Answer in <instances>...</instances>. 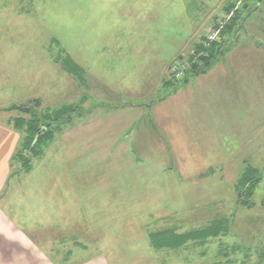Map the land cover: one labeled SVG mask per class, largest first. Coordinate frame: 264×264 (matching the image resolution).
<instances>
[{"label": "rangeland", "instance_id": "1", "mask_svg": "<svg viewBox=\"0 0 264 264\" xmlns=\"http://www.w3.org/2000/svg\"><path fill=\"white\" fill-rule=\"evenodd\" d=\"M242 1L237 4L242 5ZM232 2L236 1L0 0V120L31 117L30 112L6 111L9 106L17 105L14 101L24 97L40 98L56 106H80V115L66 127L71 130L72 147L66 144L65 138H58L50 145V151L47 150V160L43 156L31 160L37 172L33 177L37 181L38 195L43 202L47 187L41 183L42 170L61 168L77 172L79 208L86 210L81 215L86 218L81 229L75 225L74 229L66 231L63 227L59 231L40 230L38 241L48 251L50 259L60 262L65 257L59 240L65 241L71 235L81 239L86 233L88 236L83 239L89 252L85 255L104 254L110 264H264V76L257 78L253 70L259 58L252 61L255 118H250V124L254 121L257 131L251 135V143H243L241 153L234 154L233 145L223 147L222 151H218V145L172 149L164 105L158 108L164 116L158 118L162 124L157 119V125L146 121L150 118L147 107L169 92L161 80L178 83L169 74L176 61H170L180 52L183 54L179 57H186L194 40L199 44L206 33L217 28L215 23H222L223 27L233 14L225 13ZM248 2L253 10V1ZM254 11L244 31L248 46L261 50L259 46L264 47V6L257 13ZM218 28L215 30L219 33ZM232 35H225L224 43H220L219 37L213 42L220 43L216 48L221 49L220 57L224 59L228 41L233 39L231 43H236L241 37L240 33L235 40ZM67 57L80 67L81 73L77 76L62 67L61 62ZM220 64L224 65V61ZM263 66L260 63L259 67ZM26 102L21 105L28 107ZM42 110L43 106L39 111ZM117 114L121 117L118 123L114 122ZM100 116L104 120L112 116L113 130L119 131L117 137L107 139L106 144L103 128L110 123L100 122ZM88 119L98 120L87 124ZM150 124L154 132L150 131ZM73 134L77 136V144L72 140ZM124 137L135 142L134 146L130 145V150L136 149L135 152L115 151L106 156L90 153L91 144L113 146ZM76 149H82L80 156ZM223 149L231 152L226 161H222V157L229 155ZM247 155L253 157L247 158ZM17 164L20 169L21 164ZM250 167L254 168L258 183L248 197L249 207H245L240 205L236 184ZM176 174L189 189L181 198L176 197L178 190L172 177ZM163 177L165 182H162ZM156 179L161 183H151V186L164 184L163 194H170L166 207L159 197L154 199L157 206L151 200H136L141 191L133 189L132 184ZM119 184L132 200L118 202L125 211L113 212L114 221L109 223V215H101L109 201L105 197L108 187L115 191ZM169 184L173 185L172 189L167 188ZM27 213L32 221L41 219L37 210ZM221 220L227 223L222 225L229 234L209 239L203 245L191 244L175 252H159L148 246L147 235L151 232L174 227L181 233L198 232ZM90 233L94 235L90 237Z\"/></svg>", "mask_w": 264, "mask_h": 264}, {"label": "crops", "instance_id": "2", "mask_svg": "<svg viewBox=\"0 0 264 264\" xmlns=\"http://www.w3.org/2000/svg\"><path fill=\"white\" fill-rule=\"evenodd\" d=\"M240 33L241 37L239 38L238 35ZM245 34L247 33L242 30L238 32L237 36L236 34L232 35V38L235 39V37H238L239 39L236 43H231L233 39L228 41L229 45L226 47L225 54L227 55L225 59L220 57L223 53L221 49L215 51V56L213 57L215 61H213L214 63L211 64L210 70H208L207 73L200 75L191 73L178 83H171V79L161 80V84L169 88V92L166 94L165 98L159 99L157 102H152V104L147 107L149 109L150 118L146 121L151 120L157 125V123L161 121L158 120V118L165 116L167 120L166 128L169 133L168 142L172 149L175 148L174 150H177L176 148L183 149V147L194 148L195 146L206 147L209 145H218V151H222L223 147L228 148L229 145H233L232 150L234 154H236L243 151V143L246 142L247 144L248 142H252V140H250L251 135L255 134L257 131L255 122L253 121L250 124L251 116L253 120L255 118V109L252 105V89L255 85L254 82H252V61L259 58L258 66H255L253 70L256 75L258 74L259 77L257 78L263 77L264 62L261 60L264 61V47L259 46L261 50L249 47V42L246 40ZM196 44L197 40H194L191 48H189L191 50H189L190 52L193 51ZM182 54L183 52H180L170 63L177 61ZM223 61L224 65L220 64ZM260 63L263 66L262 68L259 67ZM34 99L41 101L40 98ZM20 100L14 101L16 102L15 104L19 106L21 103H24L25 100L29 105L30 101L33 99H31V97H24ZM41 102L44 110H54L62 107V105L56 106V103ZM162 105L165 106L164 116L161 115L162 113L158 110ZM100 118H102V120H99L100 122L110 123L107 127L103 128V133L105 134L103 136L105 137L104 144H106L107 139L110 140L113 136L117 137L116 133H119V131L113 130L112 116H110V119L108 118L105 120L103 116H100ZM143 119L145 118H141L140 120ZM155 119H157L158 122L155 121ZM94 120H89L87 124ZM114 122H121L119 114L115 115ZM77 123H79V121ZM66 127L59 132V135H55V138L44 148L42 154L43 158L47 160V156L49 155L47 150L50 151V145L55 139L65 138L66 144L72 147L69 141L71 130H66ZM152 128L154 127H151L150 124L149 129L154 132ZM142 130L144 132L147 129ZM105 131H107V133H105ZM211 131L212 133H210ZM124 132L128 133L126 130H124ZM212 134L215 135V137H211ZM205 135L209 137L204 139L203 137ZM21 136L22 133H19L9 120L6 122H4L3 119L0 120V264H110V261H108V258L104 254L95 252L94 255H85L89 252V246L85 243L86 239H83L84 236H88L86 233L82 234V240L73 237L74 235L64 239L65 241L59 240L60 247L64 248L65 257L62 261L57 262L53 260V258H49L50 255L48 251L45 250L41 242L38 241L41 235L40 230H47L48 228L59 231L60 228L63 227L66 231L74 229L75 225L77 228L81 229L82 226L84 227L85 225V217L81 215L85 214L86 210L85 208H79L81 199L77 172H67L61 170V168L51 169L50 167L42 170L43 182L41 183L47 187L46 200L45 202L42 201L38 195L37 181L33 177V175L37 173L36 170L33 167L29 171L20 170L19 164L13 160V156L20 144ZM71 136L73 142L77 144V136L74 134ZM135 139L136 138L133 140ZM116 143L117 144L108 147H99L96 144H91L93 148L90 153L94 156H106L109 154L112 155L115 151V153L125 154L131 151L135 152L136 150H130V145L134 146L135 142L128 141L125 137L121 140L118 139ZM249 149L251 150V148ZM255 149L256 147H254V150ZM83 150L86 151V149ZM223 150L226 155H229L225 158L222 157V161H226L231 156V152L225 149ZM75 152L80 156L82 154V149H76ZM252 157V155H247V158ZM241 158H243V156H241ZM172 177L175 179V189L178 190V192H176V197L181 198L188 194L187 191L189 189L186 186V182L182 181V177L178 174ZM153 181L154 180H145L140 181L138 184H132L133 189L141 191V195L136 196V200H151L154 202V199L159 197L158 199H161L162 204H164L163 207H166V198L170 195L169 193L163 194L166 185L164 186V184H162L161 186L156 185L153 187L151 183H161L160 180L157 179ZM162 182H165L164 177ZM167 188L172 189L173 185L169 184ZM113 194L116 195L113 196ZM128 196L131 195L122 189L120 184L115 191L108 187L105 198L109 199V201L106 210L102 211L99 209L102 211L101 215L103 213H106V215L108 214L109 217L107 219L109 223H112L114 221L113 212L121 209L118 202L132 200V198L130 199ZM82 197L84 198L83 203L85 204L84 193ZM113 198L114 201H112ZM154 203L156 204V202ZM129 206L130 204H127L126 208H129ZM45 209L46 211H44ZM30 210H37L39 212L38 216H40L41 219L32 221L30 219L31 216L27 213V211ZM120 211L123 212L125 210L122 208ZM24 215L26 216L25 218ZM28 229H31L32 232ZM168 229L174 231V233L178 235L192 232L186 230L185 233H181L177 230L178 228L175 227ZM31 233L36 234V237ZM228 234L229 233H222L221 236H227ZM93 235L94 234L90 233V237ZM208 240L204 242L188 241L186 245L175 250L186 248L187 245L191 244L197 247L195 245H203ZM51 246H54V243H52ZM175 250L169 249L167 252H175ZM60 254L58 252L57 255L60 256Z\"/></svg>", "mask_w": 264, "mask_h": 264}, {"label": "trees", "instance_id": "3", "mask_svg": "<svg viewBox=\"0 0 264 264\" xmlns=\"http://www.w3.org/2000/svg\"><path fill=\"white\" fill-rule=\"evenodd\" d=\"M235 1L236 2L230 3V5L225 8V13L229 14L232 12L233 14L230 15V17L225 21L224 26L219 29V25H216L215 23V27L219 29L218 37L221 41L220 43H224L225 35L236 34V32L244 30L247 19L252 14H254L252 12V14L249 15L252 10L249 7L250 4L248 0H244V3H242V5L240 6L237 3L243 1ZM250 1H253L254 3L252 9L256 8L258 0ZM263 6L264 0L260 2L258 8L254 12L257 13L258 11H261ZM220 43H213L211 46L212 48H210V51L208 52V56L200 58L201 65L192 66L189 73L196 75L206 73V71L212 64L213 57L215 56V51L219 49L216 48V45ZM199 48L200 44H196L193 48V52H198L200 50ZM190 56V54L187 55V57ZM61 65L67 73H70L73 76H77L81 73L80 67L74 64L73 61H71V59H69L68 57L63 60V62H61ZM41 106L42 104L39 100H31L30 105H28V108L30 109L29 112L30 114H32L31 117L27 119L19 117L9 120V122L12 123L13 127H15L19 133H22L20 144L15 155L13 156V160L21 164L20 169L23 171L31 170L33 167V163L31 160H33V158L38 159L42 156L44 148L55 138V133H59L62 128L70 125L73 118L80 115V106L78 105L77 107L73 105H65L54 110L39 111ZM43 128L45 130L40 133ZM257 183L258 179L254 174V168H247L242 173V177H240L236 184V190L238 191L237 193L240 198L241 206L249 207L248 197L254 192L255 185ZM223 221L224 220H221L219 224L212 223L211 225H209V228L199 230L198 232H189L180 235L174 233V231L172 230L167 229L163 230V232H151V234L147 235L148 246L158 251H162L164 249L175 250L183 245H186L188 241L204 242L210 238H217L221 236L222 233H227V229L223 228L222 225L227 223ZM222 230L224 232H222Z\"/></svg>", "mask_w": 264, "mask_h": 264}, {"label": "built area", "instance_id": "4", "mask_svg": "<svg viewBox=\"0 0 264 264\" xmlns=\"http://www.w3.org/2000/svg\"><path fill=\"white\" fill-rule=\"evenodd\" d=\"M220 27L222 23H219ZM218 30H212L204 35V39L199 43L200 50L198 52H190V57L179 58L169 69V74L176 80H182L186 75L190 74L192 66L201 65L200 58L208 56L209 48L217 40Z\"/></svg>", "mask_w": 264, "mask_h": 264}, {"label": "water", "instance_id": "5", "mask_svg": "<svg viewBox=\"0 0 264 264\" xmlns=\"http://www.w3.org/2000/svg\"><path fill=\"white\" fill-rule=\"evenodd\" d=\"M261 1H262V0H258V1H257L256 8L253 9L252 11H254V10H256V9L258 8V6H259V4H260ZM252 11H251V13H249V15L252 14ZM12 110H14V111H22V112L28 113L30 109H29L28 107H23V106H21V105H19V106H18V105H11V106H9V107L6 109V111H12ZM44 130H45V129L43 128V130H42L40 133H42ZM40 133H39V134H40Z\"/></svg>", "mask_w": 264, "mask_h": 264}]
</instances>
